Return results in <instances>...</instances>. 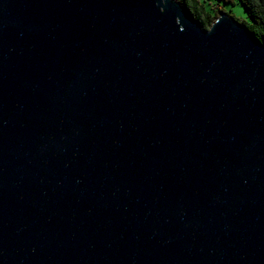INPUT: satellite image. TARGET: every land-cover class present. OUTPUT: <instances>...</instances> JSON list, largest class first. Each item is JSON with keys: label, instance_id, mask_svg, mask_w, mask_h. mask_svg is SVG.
Masks as SVG:
<instances>
[{"label": "water", "instance_id": "1", "mask_svg": "<svg viewBox=\"0 0 264 264\" xmlns=\"http://www.w3.org/2000/svg\"><path fill=\"white\" fill-rule=\"evenodd\" d=\"M0 264H264V44L176 0H0Z\"/></svg>", "mask_w": 264, "mask_h": 264}, {"label": "trees", "instance_id": "2", "mask_svg": "<svg viewBox=\"0 0 264 264\" xmlns=\"http://www.w3.org/2000/svg\"><path fill=\"white\" fill-rule=\"evenodd\" d=\"M197 21L201 28L208 29L219 12L230 15L247 27L264 44V0H217L219 3L241 5L245 18L237 19L223 7L207 0H176Z\"/></svg>", "mask_w": 264, "mask_h": 264}, {"label": "rangeland", "instance_id": "3", "mask_svg": "<svg viewBox=\"0 0 264 264\" xmlns=\"http://www.w3.org/2000/svg\"><path fill=\"white\" fill-rule=\"evenodd\" d=\"M208 2L212 3V4H217L218 6L223 7L227 12H229L230 14H232L235 18L242 19L245 18V14L244 11L241 7V5L236 4L234 6H231L230 4H225V3H219L217 2V0H207Z\"/></svg>", "mask_w": 264, "mask_h": 264}]
</instances>
